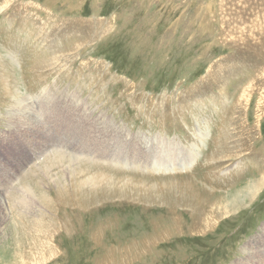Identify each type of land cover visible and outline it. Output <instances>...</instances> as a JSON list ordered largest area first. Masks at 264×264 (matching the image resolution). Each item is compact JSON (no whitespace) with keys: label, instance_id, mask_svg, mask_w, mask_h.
I'll return each instance as SVG.
<instances>
[{"label":"rangeland","instance_id":"obj_1","mask_svg":"<svg viewBox=\"0 0 264 264\" xmlns=\"http://www.w3.org/2000/svg\"><path fill=\"white\" fill-rule=\"evenodd\" d=\"M171 147L200 154L171 179L196 180L228 213L196 233L186 206L176 224L166 203L61 205L72 235L62 227L47 264H264V0H0L3 192L27 175L58 198L93 162ZM55 153L62 164L44 166Z\"/></svg>","mask_w":264,"mask_h":264},{"label":"bare ground","instance_id":"obj_2","mask_svg":"<svg viewBox=\"0 0 264 264\" xmlns=\"http://www.w3.org/2000/svg\"><path fill=\"white\" fill-rule=\"evenodd\" d=\"M254 40L261 41L258 38H254ZM226 121L230 123L231 119ZM221 129L223 134L218 135V141L215 140L217 143L223 139L226 132L225 128ZM208 135L209 133L205 134V136ZM196 147L199 149V146ZM171 148L174 154L170 151V154L164 156L162 154L152 155L151 160H146V163L137 159L132 160L134 164H127V162L123 164L110 163L113 165L109 166L112 168L110 170L102 164L93 162L92 164L95 166L100 165L103 168L82 167L79 174L83 177L79 175L80 177H75L71 182L60 185L58 198H53L43 191H38V194H35V191L30 190L27 184L29 176L26 173V176L20 179L22 191H19V188L18 190L15 189L14 192L13 184L5 192L0 189V239L5 240V245L0 247L2 249L0 251V264H41L42 262L47 264L55 260L60 255L61 250L60 243H55L56 235L62 227L66 230L65 234L72 235V220L68 216H65L63 220L60 219L59 209L61 205H69L73 208L76 204L80 207L90 208L115 198L119 200L128 198L137 202L145 200L149 204L161 205L166 203L176 224L180 222L177 208L186 206L190 209L187 211L184 208L185 210L182 211L183 213L189 212L188 215L193 220L191 229L194 232L202 233L210 229L224 212L228 213L227 204L229 202L224 203L222 196H215L214 194L203 196L196 187L192 186L196 180L191 178H188L187 182L184 183L171 179L177 177L176 174L178 173H187L195 168L200 155L192 149L193 151L187 152L181 159L182 150L176 151L175 148ZM121 157L116 155L117 159ZM166 157L169 159L166 160ZM62 162L63 157L59 153L55 157H49L44 162L42 161L44 166H52L55 163L60 165ZM138 172L143 175L153 174L155 178L146 180L131 176ZM2 175L3 181H6L4 177L9 175L5 173ZM30 194L36 195L40 200V206L36 205L35 212L31 210L35 197L31 201ZM46 206L49 208V214L46 212ZM98 237L99 232H97L96 237L94 236V239L99 240Z\"/></svg>","mask_w":264,"mask_h":264}]
</instances>
